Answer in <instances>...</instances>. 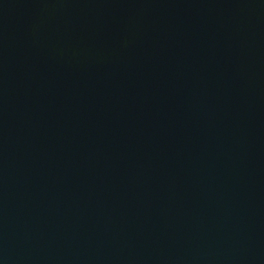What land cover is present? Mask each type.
Segmentation results:
<instances>
[{"label":"water","instance_id":"1","mask_svg":"<svg viewBox=\"0 0 264 264\" xmlns=\"http://www.w3.org/2000/svg\"><path fill=\"white\" fill-rule=\"evenodd\" d=\"M0 264H264V0H0Z\"/></svg>","mask_w":264,"mask_h":264}]
</instances>
